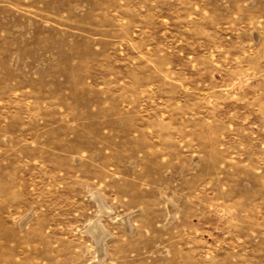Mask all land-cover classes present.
Instances as JSON below:
<instances>
[{
    "label": "rangeland",
    "instance_id": "rangeland-1",
    "mask_svg": "<svg viewBox=\"0 0 264 264\" xmlns=\"http://www.w3.org/2000/svg\"><path fill=\"white\" fill-rule=\"evenodd\" d=\"M0 264H264V0H0Z\"/></svg>",
    "mask_w": 264,
    "mask_h": 264
},
{
    "label": "bare ground",
    "instance_id": "bare-ground-1",
    "mask_svg": "<svg viewBox=\"0 0 264 264\" xmlns=\"http://www.w3.org/2000/svg\"><path fill=\"white\" fill-rule=\"evenodd\" d=\"M92 231L95 233L96 239H97V243L99 244L101 242V240L103 239L105 233L104 231L98 227V225L96 223H94L91 226Z\"/></svg>",
    "mask_w": 264,
    "mask_h": 264
}]
</instances>
